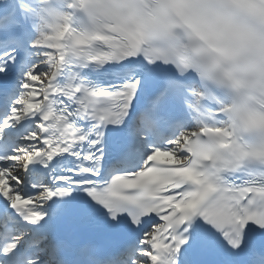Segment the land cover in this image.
Masks as SVG:
<instances>
[{
  "label": "snow or ice",
  "instance_id": "obj_1",
  "mask_svg": "<svg viewBox=\"0 0 264 264\" xmlns=\"http://www.w3.org/2000/svg\"><path fill=\"white\" fill-rule=\"evenodd\" d=\"M0 264H264V0H0Z\"/></svg>",
  "mask_w": 264,
  "mask_h": 264
}]
</instances>
